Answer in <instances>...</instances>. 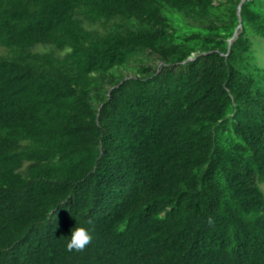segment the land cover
Masks as SVG:
<instances>
[{
	"label": "trees",
	"instance_id": "trees-1",
	"mask_svg": "<svg viewBox=\"0 0 264 264\" xmlns=\"http://www.w3.org/2000/svg\"><path fill=\"white\" fill-rule=\"evenodd\" d=\"M254 38L264 0H0V264H264Z\"/></svg>",
	"mask_w": 264,
	"mask_h": 264
},
{
	"label": "rangeland",
	"instance_id": "rangeland-1",
	"mask_svg": "<svg viewBox=\"0 0 264 264\" xmlns=\"http://www.w3.org/2000/svg\"><path fill=\"white\" fill-rule=\"evenodd\" d=\"M175 19L177 20L178 24L180 25L181 28H185L188 25L190 26V24H193L190 20H186L185 18H182V16L177 15L175 16ZM190 23V24H189ZM194 25V24H193ZM188 26V27H189ZM110 27V26H109ZM95 28H98L100 31H106V28L103 26H96ZM255 41H257L258 45H259V52L257 53L259 55L258 57V62L261 66H264V39L262 38H254ZM49 51H54L57 55H64L68 50L59 52L57 50L54 49V47L52 46H45V45H39L33 48V52H49ZM12 52L1 46L0 45V56H11ZM146 63H151L153 61L148 60L149 57H144ZM158 64V62H156ZM155 63V64H156ZM137 66H139V62L135 61L134 63H132L130 65V68H122L119 69L118 72L120 74V77L122 78H129V77H134L136 76V69Z\"/></svg>",
	"mask_w": 264,
	"mask_h": 264
},
{
	"label": "clouds",
	"instance_id": "clouds-1",
	"mask_svg": "<svg viewBox=\"0 0 264 264\" xmlns=\"http://www.w3.org/2000/svg\"><path fill=\"white\" fill-rule=\"evenodd\" d=\"M87 224H92V220L86 221ZM93 235L88 228L80 226L75 227L72 232L70 239L66 244V249L69 252H83L92 243Z\"/></svg>",
	"mask_w": 264,
	"mask_h": 264
},
{
	"label": "water",
	"instance_id": "water-1",
	"mask_svg": "<svg viewBox=\"0 0 264 264\" xmlns=\"http://www.w3.org/2000/svg\"><path fill=\"white\" fill-rule=\"evenodd\" d=\"M240 10H241V4H240V6H239V8H238V13H240Z\"/></svg>",
	"mask_w": 264,
	"mask_h": 264
}]
</instances>
